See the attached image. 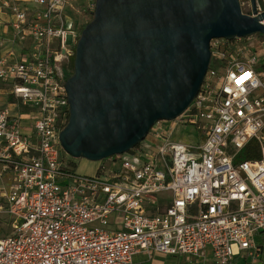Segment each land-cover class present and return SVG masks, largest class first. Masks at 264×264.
<instances>
[{"label":"built area","instance_id":"1","mask_svg":"<svg viewBox=\"0 0 264 264\" xmlns=\"http://www.w3.org/2000/svg\"><path fill=\"white\" fill-rule=\"evenodd\" d=\"M78 3L0 0V83L28 108H0V167L12 175L0 209L12 229L0 236V264H134L138 253L260 263L264 69L250 41L257 34L212 39L189 108L82 175L60 141L80 38L69 11ZM178 124L193 125L201 141L182 142ZM252 141L259 158H243Z\"/></svg>","mask_w":264,"mask_h":264},{"label":"water","instance_id":"2","mask_svg":"<svg viewBox=\"0 0 264 264\" xmlns=\"http://www.w3.org/2000/svg\"><path fill=\"white\" fill-rule=\"evenodd\" d=\"M257 2L247 14L240 0H96L65 84L62 148L100 161L136 147L159 121L178 118L200 90L212 39H264Z\"/></svg>","mask_w":264,"mask_h":264},{"label":"rangeland","instance_id":"3","mask_svg":"<svg viewBox=\"0 0 264 264\" xmlns=\"http://www.w3.org/2000/svg\"><path fill=\"white\" fill-rule=\"evenodd\" d=\"M95 1L96 0H79V3L76 5L75 9H71L69 11V15L71 17V23L74 25L75 29L81 34L85 25L92 19L93 12L95 10ZM243 12L250 14L252 13V4L251 0H240ZM258 8L261 7V10L264 11V0H258ZM260 10V9H259ZM251 43L256 46L259 50L260 58L259 63L264 64V39L262 35L257 34L254 38H251ZM262 53V54H261ZM75 58V56H74ZM74 58L70 64V67L73 68L74 71ZM8 86L4 83H0V108L12 107V102L17 103L16 110L19 112H27L28 108L24 106L21 102L15 99L12 95L9 94ZM172 124V121H170ZM164 125H168V123H164ZM170 126V125H169ZM175 135L178 139L182 140V142H186L189 144H197L201 141L195 127L191 124H178L175 127ZM151 137L148 136L146 140H150ZM67 158H71L75 165L74 168L77 173L82 175H93L97 172L100 161H91L84 158H73L68 153H64ZM12 183V175L9 172H2V168L0 167V209L6 205V195ZM0 222L2 223V233L0 236L4 234H9L11 232V220L4 213L3 209L0 212ZM188 264V262H183ZM264 264L262 260L260 263Z\"/></svg>","mask_w":264,"mask_h":264},{"label":"crops","instance_id":"4","mask_svg":"<svg viewBox=\"0 0 264 264\" xmlns=\"http://www.w3.org/2000/svg\"><path fill=\"white\" fill-rule=\"evenodd\" d=\"M179 257H184V256L157 255L154 257H149V255L146 253H138L134 257V264H178ZM184 258H185V262H188V264H190L187 258L186 257ZM195 260L196 261L194 264H203L200 260L197 259ZM207 264H213V263L209 262Z\"/></svg>","mask_w":264,"mask_h":264},{"label":"trees","instance_id":"5","mask_svg":"<svg viewBox=\"0 0 264 264\" xmlns=\"http://www.w3.org/2000/svg\"><path fill=\"white\" fill-rule=\"evenodd\" d=\"M261 67L264 69V64H262ZM69 116H70V114H68V119H69ZM241 156L243 158H251V159L259 158V156H260L259 146L257 144H255V142L252 141L243 150ZM74 165H75V163H74ZM261 260L264 262V247L262 249V257H261ZM184 261H185V258L184 257H179L178 264H185V263H183Z\"/></svg>","mask_w":264,"mask_h":264}]
</instances>
